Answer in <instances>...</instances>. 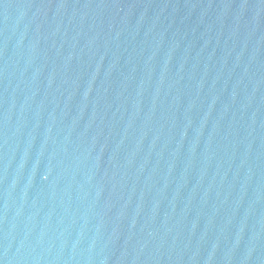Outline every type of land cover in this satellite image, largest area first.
I'll list each match as a JSON object with an SVG mask.
<instances>
[{
	"label": "water",
	"instance_id": "obj_1",
	"mask_svg": "<svg viewBox=\"0 0 264 264\" xmlns=\"http://www.w3.org/2000/svg\"><path fill=\"white\" fill-rule=\"evenodd\" d=\"M0 264H264V0H0Z\"/></svg>",
	"mask_w": 264,
	"mask_h": 264
}]
</instances>
